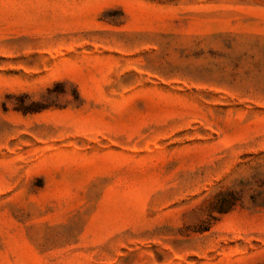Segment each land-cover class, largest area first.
I'll list each match as a JSON object with an SVG mask.
<instances>
[{
    "label": "rangeland",
    "instance_id": "1",
    "mask_svg": "<svg viewBox=\"0 0 264 264\" xmlns=\"http://www.w3.org/2000/svg\"><path fill=\"white\" fill-rule=\"evenodd\" d=\"M0 264H264V0H0Z\"/></svg>",
    "mask_w": 264,
    "mask_h": 264
}]
</instances>
